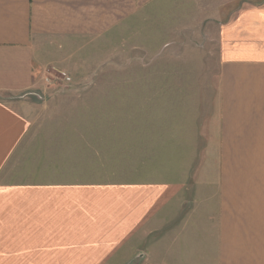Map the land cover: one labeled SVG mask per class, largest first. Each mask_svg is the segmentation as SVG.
Segmentation results:
<instances>
[{
  "label": "crops",
  "instance_id": "crops-1",
  "mask_svg": "<svg viewBox=\"0 0 264 264\" xmlns=\"http://www.w3.org/2000/svg\"><path fill=\"white\" fill-rule=\"evenodd\" d=\"M173 1L174 23H196L192 38L206 23L217 44L175 178L8 181L35 100L77 93L42 72L67 73L70 49L114 44L135 8ZM0 264H264V0H0Z\"/></svg>",
  "mask_w": 264,
  "mask_h": 264
},
{
  "label": "rangeland",
  "instance_id": "rangeland-1",
  "mask_svg": "<svg viewBox=\"0 0 264 264\" xmlns=\"http://www.w3.org/2000/svg\"><path fill=\"white\" fill-rule=\"evenodd\" d=\"M177 3L135 8L114 44L70 49L66 93H77L35 100L38 117L6 166L8 181L175 178L176 150L196 129L217 62L206 23H198V38L196 23H174L183 18Z\"/></svg>",
  "mask_w": 264,
  "mask_h": 264
},
{
  "label": "built area",
  "instance_id": "built-area-1",
  "mask_svg": "<svg viewBox=\"0 0 264 264\" xmlns=\"http://www.w3.org/2000/svg\"><path fill=\"white\" fill-rule=\"evenodd\" d=\"M43 85L47 88L57 89L59 93H66L72 85V78L64 71L45 70L42 72Z\"/></svg>",
  "mask_w": 264,
  "mask_h": 264
}]
</instances>
